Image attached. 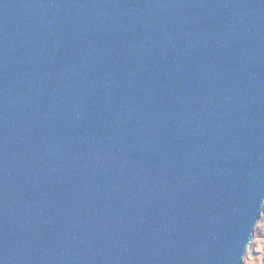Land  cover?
<instances>
[{"label": "water", "instance_id": "water-1", "mask_svg": "<svg viewBox=\"0 0 264 264\" xmlns=\"http://www.w3.org/2000/svg\"><path fill=\"white\" fill-rule=\"evenodd\" d=\"M264 207V0H0V264H245Z\"/></svg>", "mask_w": 264, "mask_h": 264}, {"label": "rangeland", "instance_id": "rangeland-1", "mask_svg": "<svg viewBox=\"0 0 264 264\" xmlns=\"http://www.w3.org/2000/svg\"><path fill=\"white\" fill-rule=\"evenodd\" d=\"M243 260L245 264H264V207Z\"/></svg>", "mask_w": 264, "mask_h": 264}]
</instances>
